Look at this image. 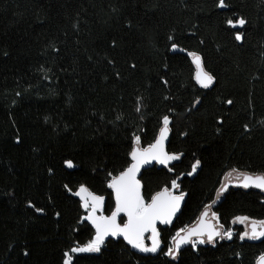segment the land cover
Wrapping results in <instances>:
<instances>
[{"label":"trees","instance_id":"1","mask_svg":"<svg viewBox=\"0 0 264 264\" xmlns=\"http://www.w3.org/2000/svg\"><path fill=\"white\" fill-rule=\"evenodd\" d=\"M224 3L0 0V264H65L69 255L70 264H257L264 238L242 240L234 223L264 221L255 188L231 186L213 207L232 239L167 254L177 231L216 201L227 171L264 173V0ZM192 53L214 77L207 89ZM165 116L168 149L181 158L143 170L144 201L173 181L186 199L160 226L162 251L109 238L99 252L71 254L96 235L74 192L87 185L110 213L112 177Z\"/></svg>","mask_w":264,"mask_h":264},{"label":"snow or ice","instance_id":"2","mask_svg":"<svg viewBox=\"0 0 264 264\" xmlns=\"http://www.w3.org/2000/svg\"><path fill=\"white\" fill-rule=\"evenodd\" d=\"M219 6L224 7V0H219ZM228 23L233 27L243 26L245 24L244 19H238L234 24L229 20ZM237 40H241L240 34L236 35ZM193 59L196 64V80L202 88H209L214 82V77L205 71L201 57L193 54ZM231 103V101H229ZM139 111V108L137 109ZM170 120L167 116L163 118V127L160 130L158 139L150 145L148 148L141 149L135 148L131 153L133 163L131 166L116 177L109 184V187L115 191V210L110 216L103 215L104 197L97 196L88 191L87 188L81 187L76 195L81 196L83 200V206L88 209L90 213L85 219L90 220L95 226L96 235L95 238L89 242L86 246L81 248H73L72 252H99L101 246L105 242V238L108 236H123V238L133 248L138 249L145 253H156L160 248L159 232L157 231V222L162 224H169L172 221V217L179 210L180 202L183 200V194L172 195L167 189L161 193H157L150 203L144 201L141 195V185L139 180L136 179V174L140 170L141 165L147 164L151 161H156L160 164L167 165L170 161L178 160V155H170L165 151L164 142L167 139L169 133ZM136 143L139 145L140 138L136 137ZM68 167H73L72 163L66 162ZM200 162L197 160L192 165V172H196ZM192 173H189L191 175ZM241 186L244 188L255 187L264 189V175L251 176L244 175ZM173 187L177 188L179 185L173 181ZM227 189V185L221 189V192ZM100 212V215H97ZM127 217L126 222L123 224L118 223V217L121 214ZM208 216V212L205 211L200 219V223L197 227L191 229H182L185 235H181L178 232L175 250L169 249L168 255L173 256L175 251H178L182 244L192 243L195 246L197 243H205L204 237L206 236L208 243H213L216 237L232 239V232H221L217 228V225L209 223L205 220ZM213 219H216L213 213ZM247 217H238L237 220L240 223H244ZM222 228V226H221ZM146 234L148 239L151 240V246L145 245ZM196 237V240H193ZM248 238L250 240H259L264 238V221H253L251 224V231H245L240 239ZM71 257L65 261V264H70ZM260 264H264V256L260 257Z\"/></svg>","mask_w":264,"mask_h":264},{"label":"water","instance_id":"3","mask_svg":"<svg viewBox=\"0 0 264 264\" xmlns=\"http://www.w3.org/2000/svg\"><path fill=\"white\" fill-rule=\"evenodd\" d=\"M193 54H194V53H192V59H193ZM195 55L200 56L199 54H195ZM200 57H201V56H200ZM201 61H202V65H203V67H204L202 57H201ZM193 62H194V59H193ZM194 63H195V62H194ZM195 66H196V64H195ZM204 69H205V67H204ZM205 71H207V70L205 69ZM196 72H197V68H196ZM207 72H208V71H207ZM208 73H209V72H208ZM209 74H210V73H209ZM162 127H163V125H162ZM162 127L160 128V130L162 129ZM169 129H170V130H169V133H168L167 139H166L165 142H164V148H165V151H166L168 154H170V155H173V154H174V155H178V156L181 158V154H179V153H177V152H171V151H169V149H168V144H169L170 137H171V128H170V125H169ZM159 134H160V131H159L157 137L152 141V143L149 144V145H147L146 147H142V146H140V145H137V143H136V144L134 145L133 149L131 150V153H132V151H133L135 148H137V147H139V148H141V149L148 148L150 145H152L153 143H155V141H156V140L158 139V137H159ZM135 140H136V139H135ZM131 153H130V158H131ZM178 160H179V159H178ZM178 160L170 161L167 165L160 164V163H158V162H156V161H151V162H149V163H147V164H143V165H141L140 170H139V171L137 172V174H136V179L139 180L140 185H141V195L143 196V182H142V179H141V175H142V173H143V170H145V169H147V168H150V167H152V166H154V165H158V166H170V165H172L173 163H175V162L178 161ZM132 163H133V161H132V158H131V162H130V164H129L126 168H124L122 171H120L119 173H117L116 175H114V176L112 177L110 183L112 182V180H113L114 178L119 177L121 173H123L124 171H126V170L131 166ZM235 171H236V170H235ZM244 175L260 176V175H264V173H261V172H251V171H247V170H237V173H235V176H236V177L234 176V177L230 178L227 182H225L223 185H221V187H220V189H219V191H218V193H219L220 195L218 196V198L216 199V201L213 202V207L216 205V203L221 199L222 195H223V194H224V193H225V192H226L231 186L242 187V186H241V183H242V180H243V176H244ZM225 185H227V189H226L225 191L221 192V189H223ZM82 186L85 187V188H87L88 191L91 192L92 194L97 195V196H102V195H99V194H97L96 192L92 191L87 185H81V186L78 187V189L74 192V195H75V197L81 199L82 203H84V202H83L81 196L76 195V193L80 190V188H81ZM243 188H244V187H243ZM249 188H255V187H249ZM165 189H167L169 192H171L172 195H181V194H183V197H184L183 200L180 202L179 210H178V211L175 213V215L172 217V221H171V223H172V222L174 221V219L179 215V213H180V211H181V209H182V206H183V204H184V202H185V199H186V194H185V193H182V192H173V191L171 190V188H169V187H165V188L160 189V190H158L157 192H155V193L152 195L151 199H150L147 203H150L151 200H152V198H153L154 196H156L157 193H161V192H163ZM255 189H259V190H261V191H264V189H260V188H255ZM112 191H113V196H114V200H115V191H114V189H112ZM102 197H104V196H102ZM143 198H144V197H143ZM104 203H105V198H104ZM115 206H116V202H115ZM115 206H114L113 210H112L110 213H103V215H105V216H110L111 213L115 210ZM90 210H91V209L88 208V212H87V214L85 215V217H87V216L89 215ZM205 211L208 212V216L205 218V220H206L207 222H209V223H212V224L217 225V228H218L219 230H221V232H223V227L221 228L222 225L219 224V223L216 221V219H213V217L210 216V214H211V209H210V208H205V207L201 210V212H200L198 218H197L193 223H191L190 225L186 226L185 230H186V229H191V228H195V227H197L198 224L200 223V219H201V217L203 216V213H204ZM100 214H101L100 212H97V215H100ZM86 220H87V219H86ZM126 220H127V217L124 216L123 213L121 214L120 217H118V223L123 224L124 222H126ZM87 221H88V223H89V224L94 228V230H95V226L92 224V222H91L90 220H87ZM253 221L259 222V221H257V220H253ZM253 221H252V222H253ZM252 222H251V224H252ZM171 223H169V224H162V223L157 222L156 227H157V231L159 232L160 248L158 249V251H157L156 253H145V252H141V251H139L138 249H135V248H133V247L131 246L132 250L135 251V252H137V253L144 254V255H156V254L160 253V252L162 251V249H163V244H162V239H161V234H160V226H167V225H170ZM251 224H250V227H251ZM250 231H251V228H250ZM95 232H96V230H95ZM180 234L183 236V235H185L186 233L180 231ZM148 235H150V234H146L145 245L150 247V246H151V240L147 238ZM109 238H114V239H120V238H121V239H124L123 236H115V237H113V236H108V237L105 238V240H107V239H109ZM220 238H221V237H216L215 240H214V242H215L217 239H220ZM176 239H177V235L175 234V236H174V238H173V240H172V247H173V250H175ZM195 239H196V237H193V240H195ZM204 239H205L206 242H207V238H206V236L204 237ZM124 240H125V239H124ZM125 241H126V240H125ZM126 242H127V241H126ZM191 245H193V244H192V243L182 244V245L180 246L179 250H178V251H175V253H174V257H176V256L179 254V252H180L181 250H183L184 248H186V247H188V246H191ZM261 256H264V254L261 255ZM261 256H260V257H261ZM260 257H259L258 260H257V264H260Z\"/></svg>","mask_w":264,"mask_h":264},{"label":"rangeland","instance_id":"4","mask_svg":"<svg viewBox=\"0 0 264 264\" xmlns=\"http://www.w3.org/2000/svg\"><path fill=\"white\" fill-rule=\"evenodd\" d=\"M236 170V171H235ZM235 173H237V169H234V170H230V171H227L224 175H223V180H222V185L225 183V182H227L230 178H232V177H234L235 176ZM236 177V176H235ZM177 184V183H176ZM178 185V184H177ZM179 187H177V188H174L173 187V185H172V187H171V190L173 191V192H175L177 189H178ZM218 195H220V194H218ZM205 208H210L211 209V214H210V216L211 217H213V213L215 214V217H216V221L219 223V224H221L220 223V221H219V218H218V215H217V213L215 212V210H214V208H213V203H209L207 206H205ZM238 217H247L248 219L247 220H245L244 221V223H240V222H238V220H237V218ZM237 218H235L234 219V223H237V224H240L241 226H242V228H243V233L245 232V231H249L250 232V224H251V222L253 221V220H257V221H263V220H259V219H255V218H252V217H248V216H238ZM222 225V224H221ZM223 227V232H226V231H231L232 232V234H234V229L233 228H231V229H226V228H224V226H222ZM186 227H183V228H181V229H179V231H177V233L178 232H180L182 229H185ZM176 233V234H177ZM243 233L241 234V235H243ZM95 238V237H94ZM93 238V239H94ZM174 238V237H173ZM93 239H91L89 242H91ZM197 239V238H196ZM195 239V240H196ZM206 241V240H205ZM89 242H87V243H85V244H79V245H76V246H74L73 248H81V247H84V246H86ZM72 248V249H73ZM71 249V250H72ZM170 249H173V247H171ZM76 252H72L71 251V254H75ZM70 257H71V255H69ZM68 256V257H69ZM68 258H66V260H67ZM65 260V261H66Z\"/></svg>","mask_w":264,"mask_h":264}]
</instances>
